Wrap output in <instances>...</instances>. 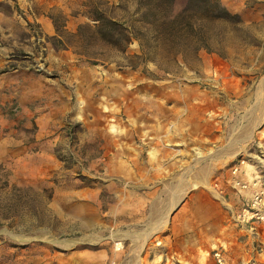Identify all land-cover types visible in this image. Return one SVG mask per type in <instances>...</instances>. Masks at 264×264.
Wrapping results in <instances>:
<instances>
[{
  "label": "rangeland",
  "instance_id": "1",
  "mask_svg": "<svg viewBox=\"0 0 264 264\" xmlns=\"http://www.w3.org/2000/svg\"><path fill=\"white\" fill-rule=\"evenodd\" d=\"M220 1L0 0V264H143L201 207L264 264V0Z\"/></svg>",
  "mask_w": 264,
  "mask_h": 264
},
{
  "label": "crops",
  "instance_id": "2",
  "mask_svg": "<svg viewBox=\"0 0 264 264\" xmlns=\"http://www.w3.org/2000/svg\"><path fill=\"white\" fill-rule=\"evenodd\" d=\"M160 214H164V212L156 214L153 211L148 217L152 221L149 224H152L153 227L151 233L145 232L142 240L145 248L143 264H198L197 261L199 264H217L214 258H211L213 251L220 250V248L229 251L233 247L225 244L235 245V240L228 237L230 233H227L228 225L224 223V218L209 220L207 218H210L211 214L205 216L202 207L195 212L196 216L200 218V222L195 226L192 217L186 218L184 222H181L182 218H179L180 222H177L173 217L170 221L167 219L163 223ZM177 229L180 234L175 233ZM224 230L226 233H223ZM236 243L239 242L236 240ZM240 245L241 243L238 244V247ZM200 250L205 251L204 255L200 256ZM230 253H232L231 250ZM224 256L227 258L226 254ZM150 257L152 258L149 259Z\"/></svg>",
  "mask_w": 264,
  "mask_h": 264
},
{
  "label": "trees",
  "instance_id": "3",
  "mask_svg": "<svg viewBox=\"0 0 264 264\" xmlns=\"http://www.w3.org/2000/svg\"><path fill=\"white\" fill-rule=\"evenodd\" d=\"M174 0H171V3H173ZM207 1H205L206 3ZM208 9H209V15L211 19L214 20H229V19H235L237 22H241L242 19L237 14H232L228 12L221 4L220 0H208ZM109 23L112 25L113 28H116L118 24L110 20Z\"/></svg>",
  "mask_w": 264,
  "mask_h": 264
},
{
  "label": "built area",
  "instance_id": "4",
  "mask_svg": "<svg viewBox=\"0 0 264 264\" xmlns=\"http://www.w3.org/2000/svg\"><path fill=\"white\" fill-rule=\"evenodd\" d=\"M258 199H261L260 198V194H259V192H257L256 193V200H258ZM256 216V214L253 216H250V218L251 219H253L254 217ZM257 218H258V216H256ZM261 218V217H260ZM261 219H264V218H261ZM214 257H215V259H216V263L217 264H227L228 263V260H227V258L224 256V254H223V252L222 251H219V250H217V251H215L214 252Z\"/></svg>",
  "mask_w": 264,
  "mask_h": 264
}]
</instances>
